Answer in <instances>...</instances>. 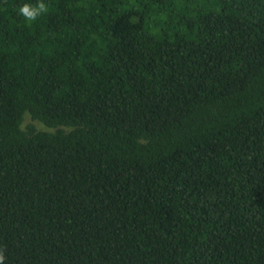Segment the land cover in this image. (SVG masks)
<instances>
[{
	"label": "trees",
	"instance_id": "16d2710c",
	"mask_svg": "<svg viewBox=\"0 0 264 264\" xmlns=\"http://www.w3.org/2000/svg\"><path fill=\"white\" fill-rule=\"evenodd\" d=\"M0 0L5 264H264V0Z\"/></svg>",
	"mask_w": 264,
	"mask_h": 264
},
{
	"label": "clouds",
	"instance_id": "9594fccd",
	"mask_svg": "<svg viewBox=\"0 0 264 264\" xmlns=\"http://www.w3.org/2000/svg\"><path fill=\"white\" fill-rule=\"evenodd\" d=\"M49 6L44 2V0H36L35 3H24L18 6L17 15L22 17L25 21L31 25L33 22L37 21L42 15L48 13ZM6 249L0 247V264H5Z\"/></svg>",
	"mask_w": 264,
	"mask_h": 264
}]
</instances>
